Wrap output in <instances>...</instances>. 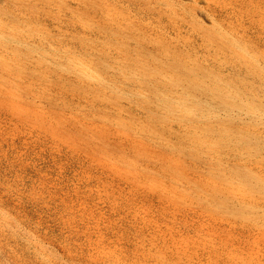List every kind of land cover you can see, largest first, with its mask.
<instances>
[{"label": "rangeland", "instance_id": "rangeland-1", "mask_svg": "<svg viewBox=\"0 0 264 264\" xmlns=\"http://www.w3.org/2000/svg\"><path fill=\"white\" fill-rule=\"evenodd\" d=\"M263 65L264 0H0V264H264Z\"/></svg>", "mask_w": 264, "mask_h": 264}, {"label": "bare ground", "instance_id": "bare-ground-1", "mask_svg": "<svg viewBox=\"0 0 264 264\" xmlns=\"http://www.w3.org/2000/svg\"><path fill=\"white\" fill-rule=\"evenodd\" d=\"M228 34V33H227ZM34 47V46H33ZM264 66V65H263ZM231 84V83H230ZM232 85V84H231ZM240 85V84H239ZM242 86V85H241ZM222 89V88H221ZM221 89L219 90V91H221ZM214 92H216V91H214ZM220 93H222V94H224V93H226V92H220ZM230 95V94H229ZM228 95V96H229ZM227 95L226 96H224L225 98H226V100L224 101V104H225V106H226V108L225 109H227V110H230V108H231V105H232V103H230V101L228 100V97ZM171 97V96H170ZM223 98V97H222ZM203 99V98H202ZM204 100V99H203ZM220 102V101H219ZM222 104H223V102H221ZM182 104H183V106H182V110L184 111V112H186V114H189L190 112H191V108H189V107H187L186 105H185V102L184 101H182ZM216 104V103H215ZM263 104V103H262ZM249 107V109H252L251 110V113L252 114H255V113H258L259 112V110H258V108L257 107H254L253 108V106L252 105H249L248 106ZM180 108V107H179ZM229 114H231V113H229ZM235 114V113H234ZM236 115H238V114H236ZM193 116V115H192ZM191 116V117H192ZM189 117V116H188ZM193 118V117H192ZM185 119V118H184ZM205 119V118H204ZM222 121V120H221ZM205 126V125H204ZM211 126V125H210ZM212 126H214V125H212ZM219 127V126H218ZM213 129V128H211V127H207V130L208 129ZM214 128H215V126H214ZM221 129V128H220ZM219 129V130H220ZM217 130V129H216ZM226 133V132H225ZM204 134V133H203ZM207 134V133H206ZM205 134V135H206ZM209 135V134H208ZM211 135V134H210ZM211 137V136H210ZM209 139V138H208ZM207 140V139H206ZM212 141V140H211ZM210 142V141H209ZM217 142H219V141H217ZM219 148V147H218ZM228 173V172H227ZM237 175V174H236ZM234 178H235V176H234ZM249 184V183H248ZM250 185V184H249ZM221 198V197H220ZM223 203H225V202H223Z\"/></svg>", "mask_w": 264, "mask_h": 264}]
</instances>
